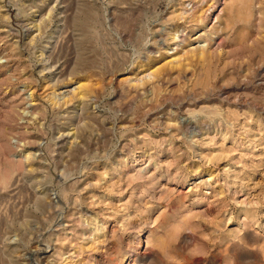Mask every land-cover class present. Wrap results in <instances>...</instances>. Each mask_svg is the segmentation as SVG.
<instances>
[{
  "label": "rangeland",
  "instance_id": "rangeland-1",
  "mask_svg": "<svg viewBox=\"0 0 264 264\" xmlns=\"http://www.w3.org/2000/svg\"><path fill=\"white\" fill-rule=\"evenodd\" d=\"M0 264H264V0H0Z\"/></svg>",
  "mask_w": 264,
  "mask_h": 264
}]
</instances>
